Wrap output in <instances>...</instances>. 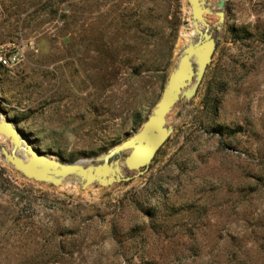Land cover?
I'll use <instances>...</instances> for the list:
<instances>
[{
  "label": "rangeland",
  "instance_id": "rangeland-1",
  "mask_svg": "<svg viewBox=\"0 0 264 264\" xmlns=\"http://www.w3.org/2000/svg\"><path fill=\"white\" fill-rule=\"evenodd\" d=\"M209 2L213 61L142 176L55 189L0 158V264H264V0H227L222 24ZM189 13L187 0H0V49L25 51L0 66V107L52 159L103 156L152 114Z\"/></svg>",
  "mask_w": 264,
  "mask_h": 264
},
{
  "label": "water",
  "instance_id": "water-1",
  "mask_svg": "<svg viewBox=\"0 0 264 264\" xmlns=\"http://www.w3.org/2000/svg\"><path fill=\"white\" fill-rule=\"evenodd\" d=\"M226 1L219 0L217 5L218 24L225 20ZM187 3L191 9L194 37L182 49L159 102L137 133L103 156L67 164L35 149L30 139L13 125L0 107V138L5 140L0 144L3 162L25 179L55 189L68 178L74 179L84 191L93 186L111 187L142 176L174 133V127L167 124L169 112L181 100L195 97L217 49L218 39L206 18L214 12L209 0H187ZM124 169L136 174L124 175Z\"/></svg>",
  "mask_w": 264,
  "mask_h": 264
},
{
  "label": "built area",
  "instance_id": "built-area-1",
  "mask_svg": "<svg viewBox=\"0 0 264 264\" xmlns=\"http://www.w3.org/2000/svg\"><path fill=\"white\" fill-rule=\"evenodd\" d=\"M25 57L23 48H16L14 50L0 49V66L5 68H12L19 65Z\"/></svg>",
  "mask_w": 264,
  "mask_h": 264
},
{
  "label": "bare ground",
  "instance_id": "bare-ground-1",
  "mask_svg": "<svg viewBox=\"0 0 264 264\" xmlns=\"http://www.w3.org/2000/svg\"><path fill=\"white\" fill-rule=\"evenodd\" d=\"M189 8H190V7H189ZM215 12H216V11H215ZM212 14H213V16H214V13H212ZM212 14H210V15H212ZM189 15H190V21L187 23V28H186V30L183 31V34H182V38H183V40L187 41L186 44H188V42L190 41V39L194 37V28H193V23H192V20H191V9H190V13H189ZM215 15H216V14H215ZM207 16H209V15H207ZM206 18H207V17H206ZM207 21H208V20H207ZM210 28H211V27H210ZM186 44H185V46H186ZM185 46H184V47H185ZM181 51H182V50H181ZM175 107H176V106H175ZM175 107H174V108H175ZM174 108L169 112V114H168V116H167V124H168V122H169V118L171 117V113H172V111L174 110ZM1 139H2V138H1ZM4 143H5V142H4ZM4 143H0V144H4ZM121 166L124 167L123 162H121ZM125 171L130 172V171L124 169L123 173H124ZM131 173H132V172H131ZM73 180H74V179H72V178H68V179H66V181L64 182V184H63L62 186H64L66 183L68 184L67 186H69ZM62 186H61V187H62ZM59 188H60V187H59ZM88 189H89V188H88Z\"/></svg>",
  "mask_w": 264,
  "mask_h": 264
}]
</instances>
